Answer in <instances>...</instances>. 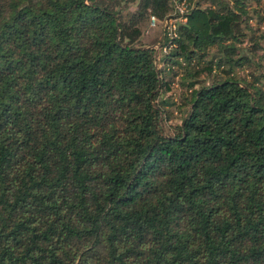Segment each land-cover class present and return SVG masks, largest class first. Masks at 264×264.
I'll list each match as a JSON object with an SVG mask.
<instances>
[{
  "label": "trees",
  "instance_id": "16d2710c",
  "mask_svg": "<svg viewBox=\"0 0 264 264\" xmlns=\"http://www.w3.org/2000/svg\"><path fill=\"white\" fill-rule=\"evenodd\" d=\"M172 12L0 0V264H264V0Z\"/></svg>",
  "mask_w": 264,
  "mask_h": 264
},
{
  "label": "built area",
  "instance_id": "2783aa9c",
  "mask_svg": "<svg viewBox=\"0 0 264 264\" xmlns=\"http://www.w3.org/2000/svg\"><path fill=\"white\" fill-rule=\"evenodd\" d=\"M196 1L197 0H171L173 4V12L161 20L162 31L168 42L165 45L158 43L159 47L156 50L157 56L159 51L163 55L174 46L172 41L177 36V27L180 23L186 22L187 14L193 9ZM149 20L150 25L153 26L155 25L157 18L154 15H151Z\"/></svg>",
  "mask_w": 264,
  "mask_h": 264
},
{
  "label": "rangeland",
  "instance_id": "374dc122",
  "mask_svg": "<svg viewBox=\"0 0 264 264\" xmlns=\"http://www.w3.org/2000/svg\"><path fill=\"white\" fill-rule=\"evenodd\" d=\"M204 5H206L205 2L202 3L201 6L203 7ZM154 16L157 18V20L155 22V25L151 26L150 25V20H148L147 27H146L145 31L143 32V34H142V36L140 38L139 43L144 44V45H149L150 44V46L153 47L155 49V51H156L158 49V47H159L158 46V42L160 41L161 36L163 34L162 27H161V20L164 17L163 18H159L156 15H154ZM211 53H214V51H212ZM160 55L162 57V54L159 51L158 52V58L161 59ZM157 65H158L159 68H161V67H163V62H161V60H160V61H158ZM244 72L246 73L247 71L245 70ZM239 73H242V71L239 70ZM174 92L177 93L176 98H178L179 97V91L175 90L173 88V86H171L167 90H164L163 91V94H164V96H167V95H170V94H172ZM177 122H179L178 113H176L173 110V115L172 116H169V119H167V121H165V123H166L165 125L168 126V124H170V123H177Z\"/></svg>",
  "mask_w": 264,
  "mask_h": 264
}]
</instances>
